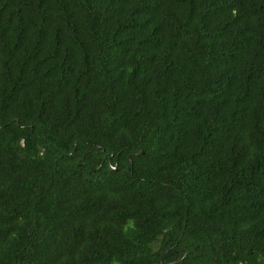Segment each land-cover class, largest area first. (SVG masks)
<instances>
[{"label":"trees","instance_id":"obj_1","mask_svg":"<svg viewBox=\"0 0 264 264\" xmlns=\"http://www.w3.org/2000/svg\"><path fill=\"white\" fill-rule=\"evenodd\" d=\"M0 264H264V0H0Z\"/></svg>","mask_w":264,"mask_h":264}]
</instances>
